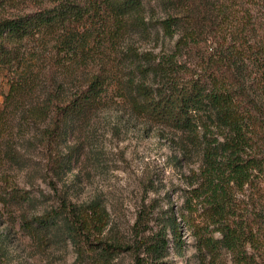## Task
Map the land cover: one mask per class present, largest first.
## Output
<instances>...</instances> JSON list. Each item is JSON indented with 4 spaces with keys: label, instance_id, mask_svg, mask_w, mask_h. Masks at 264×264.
<instances>
[{
    "label": "rangeland",
    "instance_id": "374dc122",
    "mask_svg": "<svg viewBox=\"0 0 264 264\" xmlns=\"http://www.w3.org/2000/svg\"><path fill=\"white\" fill-rule=\"evenodd\" d=\"M186 2L146 0V26L129 24L123 35L111 36L106 28L98 38L94 28L87 42L68 45L61 38L36 34L24 41L23 59L0 65V264H235L225 248L215 255L205 252L196 225L186 220L193 213L195 224L208 223L193 197L206 166L201 147L188 134L138 114L131 104L140 82L159 84L150 68L164 57L177 53L180 64L194 68L203 55L202 45L177 47L186 32L185 20L171 34L158 22L176 12L171 6L178 4L179 12ZM232 3L234 10L244 4L255 13L260 5L255 0ZM51 4L0 0V19ZM102 69L110 78L100 101L64 125L57 144L62 159L50 163L40 138L51 118L35 120L28 113L45 105L52 94L72 95ZM210 130L223 139L215 127ZM10 186L28 191L31 199L9 198L5 188ZM63 199L101 204L109 215L105 236L131 247L106 263L99 252L79 255L70 242L55 240L41 248L23 222ZM174 221L180 225L179 236L173 233ZM158 235L168 241L162 257L149 247Z\"/></svg>",
    "mask_w": 264,
    "mask_h": 264
},
{
    "label": "trees",
    "instance_id": "16d2710c",
    "mask_svg": "<svg viewBox=\"0 0 264 264\" xmlns=\"http://www.w3.org/2000/svg\"><path fill=\"white\" fill-rule=\"evenodd\" d=\"M51 1L37 10L0 19V65L23 59L24 41L39 33L69 45L87 42L94 28L101 38L106 30L117 36L129 24H147L146 0ZM232 1L188 0L179 12L178 4L171 6L176 12L158 21L163 30L171 34L185 20L186 32L177 47L194 43L202 45L204 53L194 68L180 64L177 53L164 57L150 68L160 78L159 84L140 82L130 98L138 114L188 134L202 149L206 166L193 197L198 198L208 223L195 224L193 213L186 220L196 225L204 251L215 255L225 248L235 264H264V0H255L260 4L257 13L244 4L234 10ZM83 28L86 31L80 32ZM109 78L102 69L72 95L52 94L45 105L28 113L35 120L51 118L40 138L50 163L62 159L57 144L64 125L100 101ZM212 127L222 140L209 134ZM5 192L11 199H31L28 191L17 187ZM23 223L41 248L55 240L70 242L79 255L99 252L102 263L131 247L125 240L115 242L105 236L109 215L94 201L80 204L63 199L59 206ZM135 229L137 235L142 232L139 222ZM172 230L179 236L175 221ZM153 242L148 244L152 252L164 253L166 236L158 235Z\"/></svg>",
    "mask_w": 264,
    "mask_h": 264
}]
</instances>
